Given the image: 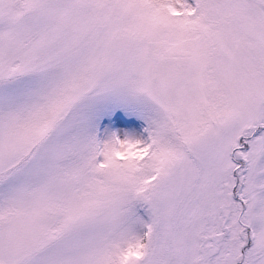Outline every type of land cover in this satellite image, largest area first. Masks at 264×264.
<instances>
[{
  "label": "snow or ice",
  "instance_id": "1",
  "mask_svg": "<svg viewBox=\"0 0 264 264\" xmlns=\"http://www.w3.org/2000/svg\"><path fill=\"white\" fill-rule=\"evenodd\" d=\"M0 264H264V0H0Z\"/></svg>",
  "mask_w": 264,
  "mask_h": 264
}]
</instances>
